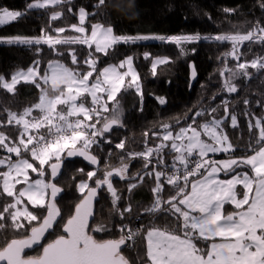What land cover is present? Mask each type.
<instances>
[{
  "label": "snow or ice",
  "instance_id": "6c2138e0",
  "mask_svg": "<svg viewBox=\"0 0 264 264\" xmlns=\"http://www.w3.org/2000/svg\"><path fill=\"white\" fill-rule=\"evenodd\" d=\"M106 2L97 0L94 7L99 11ZM65 5L69 13L77 16L78 23L52 31L75 35L54 36L42 28L39 37H0V43L37 46V54L42 52L39 46L47 45L55 55H67L76 66L72 68L60 60H50L41 71V60H34L27 70L14 73L10 81L0 76V89L12 95L17 93V85L22 81L39 90L37 103L26 107L22 113L5 108L6 119L0 120V128L14 125L19 129L15 140L0 131V149L8 153L0 157V169H4L0 171V196L11 198V202L0 210V236L8 228L28 233L10 240L4 237L6 242L0 247V264H132L124 251H135L137 238L141 236L144 254L136 253L137 264H264V117L255 118L254 122L248 120L249 133L256 130L254 140L250 139L246 146L251 154L232 155L227 160H213L209 156L210 153L237 151L225 130L226 121L231 128H239L238 118L230 112L227 100L217 107L199 108L195 112L190 109L183 124L179 118H175L174 123H162V131L152 132L156 143L151 146L148 145L149 133L144 132V150L124 152L119 167L105 164L100 168L99 159L92 154L94 145L100 147L102 143H112L105 134L112 133L114 126L124 127L123 107L118 95L132 90L139 95L141 104L143 102L141 78L134 67L133 56L98 69L100 56L96 54L107 57L110 50L121 43L159 40L176 45L180 54L186 55L184 45L211 39L230 42L231 51L225 55L240 61L242 53L239 49L245 42L264 45V26L257 21L256 26L245 33L204 37L199 34L124 36L117 35L112 25L89 22L85 26L89 17H95L97 12H89L83 7L73 12L72 0H33L27 9L47 10ZM260 7L264 9V4ZM24 15V12L0 7V26ZM63 16V11H52L49 27L51 22ZM72 45L85 46L87 54L78 59ZM57 46L69 47L62 51ZM150 57L151 53H144V59ZM170 62L168 57L151 58L152 75H156L159 66ZM236 68L239 71L225 67L220 72L221 76L225 72L231 73L230 78L223 81V90L227 93L238 92L233 79L250 78L249 68L264 72V56L237 63ZM196 75L192 65L191 76L195 79ZM156 99L161 105L166 104L165 98ZM110 104L113 105L111 108ZM260 106L264 107V104ZM221 107L225 115L217 118L214 114ZM197 118L202 122L198 123ZM115 147L125 150V140ZM166 155L171 156V163L166 162ZM71 157H83L96 168L87 173L78 170L87 176V180L78 182L81 199L65 221L56 203L63 189L55 181L61 175L64 160ZM126 157L129 162H125ZM133 159L142 160L146 171L130 175ZM97 171L101 175L97 176ZM221 172L226 179H220ZM31 174H36L37 178ZM145 176L154 181V186L151 188L152 201L143 206L142 214L170 217L173 226L132 229L121 223L118 238L98 239L99 233L111 235L108 224L96 222L100 192L109 193L112 212L123 221L132 215L133 206L128 203L119 207L122 194L115 188L113 178L128 181L127 189L131 193L143 184ZM20 185L22 187L18 188ZM166 189L172 193L167 198L164 195ZM225 204L233 205L235 210L225 214ZM35 209L44 210L46 214L40 217ZM61 226L63 234L44 242L46 234ZM200 241L205 247L200 246ZM26 250H37L38 254L28 255Z\"/></svg>",
  "mask_w": 264,
  "mask_h": 264
},
{
  "label": "trees",
  "instance_id": "16d2710c",
  "mask_svg": "<svg viewBox=\"0 0 264 264\" xmlns=\"http://www.w3.org/2000/svg\"><path fill=\"white\" fill-rule=\"evenodd\" d=\"M32 2L33 0H0V7L26 13L17 21L1 27L0 37H39L42 35V28L54 36L75 35L73 32L57 34L52 31L57 27H67L70 24L78 23L77 16L67 11V5L55 9L28 10L27 5ZM96 3L97 0H72L73 12H77L80 7L89 12H97L95 17H89L86 26L89 22L112 25L117 35L124 36L199 34L204 37L236 32L245 33L255 27L257 21L264 26V9L260 7L261 4H264V0H107L106 6L99 11L94 7ZM224 9L235 11L225 12ZM52 11H63L64 16L58 21L51 22V27H49V16ZM36 47L0 43V76L6 79L10 78L18 70L28 69L34 60H41V71L46 68L47 62L50 60H60L69 67H76L71 64L67 55L57 56L47 45L39 46L42 48V52L37 54ZM57 47L63 51L69 46ZM70 47L76 50L78 59L87 54L85 46L72 45ZM184 49L186 55H181L180 50L174 44L143 40L134 44H118L114 50H110L107 57L103 54H96L100 56L98 69L108 64H117L126 56H133L143 91L142 104L140 97L134 92H122L119 95L118 100L121 105L124 106V100H128V104L125 105L127 107L123 108L124 127H116L112 133L105 134L111 139V144L102 143L100 147L93 146L92 154L99 159L100 168H104L105 164L112 168L119 167L120 157L124 152L143 151L145 148L144 132L149 133L148 145L151 146L156 143L155 138L152 137V132L162 131L160 128L162 123H174L175 118H179L183 124L184 116L190 109L195 112L199 108L217 107L224 100L229 101V110L237 116L239 121V128L236 129L228 126L227 121L225 122V130L231 142L237 146L236 154H245V152L251 154L246 146L250 139L254 140L256 130L253 129V133L250 134L247 123L249 119L254 122L255 118L264 117V107L260 106L264 104V72H257L256 69L249 68L250 78L243 76L234 78L233 82L238 86L236 93H227L223 90V81L230 78L231 73L225 72L221 76L220 72L225 67L239 71L236 68L237 63L264 56V45L245 42L244 46L239 49L242 53L240 61L225 55L231 51L230 42L221 43L211 39H201L184 45ZM144 53H151V57L148 60L144 59ZM154 57H168L171 60L169 64L159 66L155 76L150 71L151 58ZM191 63L194 64L198 74L197 82L193 87H190ZM213 96L216 97L215 100L212 99ZM157 97L165 98L166 104L161 105L156 99ZM38 99L39 90L30 84L20 83L17 85L15 95L0 89V120L6 119L5 108L12 112L22 113L26 107L37 103ZM245 100H248L249 103L245 104ZM141 107L143 111L140 110ZM33 115L36 113L34 112ZM214 115L217 118L223 117L225 114L222 107L218 108ZM197 122L201 123L202 121L197 118ZM0 131L15 140L19 129L14 125H7L0 128ZM122 139L125 140V150L123 151L115 147V144ZM109 152L111 153L110 156L108 155ZM7 155V152L0 149V157ZM125 162H129L127 157ZM166 162L171 163L170 155H166ZM143 163L140 159L131 160L129 174L146 171L143 169ZM79 169H83L84 173L93 170L80 158H67L64 160L61 175L55 181L65 191V195L59 202L65 221L73 214L75 205L81 199L77 187L78 182L87 180V176L79 172ZM150 169L151 166L148 170ZM99 175L101 173L97 171V176ZM113 184L118 193L122 194L119 207L123 208L126 204L131 203L133 213L129 218L121 221L119 216L112 212L113 206L109 193L102 190L99 195L100 200L96 205V222L108 224L111 235L99 233L97 234L98 239L118 238L121 235L119 232L121 223L132 229L173 226L174 221L170 217H151L142 214L143 206H147L152 201L151 188L154 186V181L151 178L145 176L143 184L131 193L127 189L128 181L114 177ZM91 186L94 185L91 184ZM171 194L166 189L165 198ZM10 202L11 198L0 196V210H2L3 205ZM229 209H233V206L226 204L224 210L228 212ZM34 211L36 214H40V217L46 214L41 209ZM27 234L23 230L14 232L8 228L3 236H0V247H3L6 242L4 237L10 240L24 237ZM61 234H63L62 226L57 227L45 242H50ZM137 252L141 256L144 254L142 236L137 238L135 251L126 250L124 255L132 264H137ZM36 254H38L37 250L28 253V255Z\"/></svg>",
  "mask_w": 264,
  "mask_h": 264
},
{
  "label": "rangeland",
  "instance_id": "374dc122",
  "mask_svg": "<svg viewBox=\"0 0 264 264\" xmlns=\"http://www.w3.org/2000/svg\"><path fill=\"white\" fill-rule=\"evenodd\" d=\"M34 10H43V9H34ZM15 22V21H14ZM11 23H13V22H11ZM11 23H9V24H11ZM8 24V25H9ZM3 26H6V25H3ZM3 26H0V28L1 27H3ZM86 26V25H85ZM157 42H159V40H156ZM134 67H135V65H134ZM136 69V68H135ZM27 70V69H26ZM137 71V70H136ZM9 81H10V79H11V77L10 78H7ZM21 83H24L23 81L21 82ZM19 85V84H18ZM129 91H131V92H134V91H132V90H129ZM129 91H128V93H129ZM135 93V92H134ZM49 94L51 95L52 93H51V91H49ZM136 94V93H135ZM136 95H138V94H136ZM139 96V95H138ZM118 97H119V95H118ZM118 97H117V99H118ZM128 98H129V96H128ZM124 106L122 105V107L123 108H126L127 106H125V105H127L128 104V100L126 99V100H124ZM130 105V104H129ZM113 105L112 104H110L109 105V107L111 108ZM109 113H106L105 115H108ZM97 127H98V125H97ZM232 155H235V156H242V155H244V153L243 154H241V153H238V154H236V152L235 153H223V152H221V153H215V154H213V153H210L209 154V156L211 157V159H213V160H227V159H229V157L230 156H232ZM13 158H15V157H13ZM151 166V165H150ZM45 168H46V166H45ZM2 170H4V169H1V171ZM244 170H246V169H244ZM32 176H33V178L35 179V178H37L36 177V174H31ZM227 177L224 175V173L223 172H221L220 173V179H226ZM45 179H47L46 177H45ZM89 183H90V185H91V181H89ZM19 187H22V185H20V186H18V188ZM239 189H240V186H238V191H239ZM85 191H87V190H85ZM27 202V201H26ZM226 205V204H225ZM233 206V205H232ZM29 207H30V210H32L31 209V205H29ZM225 207V206H224ZM246 207V206H245ZM233 210H235L234 209V206H233V209H229V211L227 212V211H225L224 210V212H225V214H226V212L227 213H229V212H231V211H233ZM38 216L40 215V214H37ZM35 223V222H34ZM219 238H217V240H218ZM199 244H200V246L201 247H205L204 246V242L203 241H200V242H198Z\"/></svg>",
  "mask_w": 264,
  "mask_h": 264
},
{
  "label": "water",
  "instance_id": "95a60500",
  "mask_svg": "<svg viewBox=\"0 0 264 264\" xmlns=\"http://www.w3.org/2000/svg\"><path fill=\"white\" fill-rule=\"evenodd\" d=\"M192 65H194L193 63H191L190 64V80H191V84H190V87H193L194 85H195V83L197 82V79H198V74L196 75V77H195V79H193L192 78V76H191V66ZM195 70H196V68H195ZM196 73H197V71H196ZM114 128H116V126H114ZM113 128V129H114ZM106 134H108V133H106ZM71 158H80V159H82L90 168H92V169H94V168H96V166H94V165H91L88 161H86L83 157H71ZM61 188V187H60ZM65 195V191L63 190L59 195H58V197H57V201H56V203H57V205H58V207L60 208V206H59V202H60V200L63 198V196ZM100 200V197H98V201ZM61 210V209H60ZM61 216L63 217V214H62V211H61ZM90 224H91V221H90ZM56 229V228H55ZM55 232V230L51 233V234H53ZM51 234H46V240H47V238L49 237V235H51ZM45 240V241H46ZM44 241V242H45ZM33 251H35V250H26V253L28 254V253H31V252H33Z\"/></svg>",
  "mask_w": 264,
  "mask_h": 264
}]
</instances>
